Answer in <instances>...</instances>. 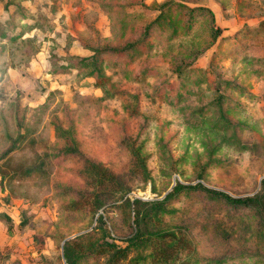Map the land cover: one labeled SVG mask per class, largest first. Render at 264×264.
I'll return each mask as SVG.
<instances>
[{
	"label": "rangeland",
	"instance_id": "rangeland-1",
	"mask_svg": "<svg viewBox=\"0 0 264 264\" xmlns=\"http://www.w3.org/2000/svg\"><path fill=\"white\" fill-rule=\"evenodd\" d=\"M12 1L20 4L23 16L16 12ZM166 1L0 0V212L8 210L16 223L22 214L31 225L17 236L21 245L12 250L6 244L0 250L1 256L18 254L21 264H29L28 257L34 258V253L43 250L46 260L56 264L65 239L90 232L96 226V216L66 212L63 208L66 200L56 193L60 186L84 188L76 172L81 167L79 157H69L60 164L51 158L71 146L72 137L84 156L101 162L130 185L131 190L125 196L130 200L161 199L176 182L188 185L202 182L234 198L253 196L259 191L264 180V79L249 76L247 73L257 66L242 57L247 55L251 61L264 57V32H253L264 22V0H175L209 8L213 18L198 19L188 37L170 43L154 35L147 41L145 38L153 47L132 64H126L128 58L117 62L104 55L103 72L110 78L106 92L114 93L111 98L96 89L92 79L78 77L75 71L53 72L49 60L52 51L59 58L67 54L81 56L90 54L86 47L120 49L141 41L146 27L157 15L158 6ZM211 26L220 29L219 38L211 34ZM235 35L240 38L230 39ZM179 65L195 67L196 75L202 71L207 74L206 84L199 87L205 94L190 97L183 105H206L217 96L216 85L221 80L244 84L256 96L248 100L219 89L221 94L237 99L244 106L241 112L226 116L241 125L236 134L247 146L245 152L228 142L231 132L213 130L209 124L196 130L187 129L186 112L171 108L161 99L151 101L157 83L164 81L173 92L179 87L174 73ZM141 68L154 69L156 74L142 84L126 76L127 72ZM133 109L150 120L141 137L150 154L152 181L146 185L132 175L126 153L118 144L123 136L135 137L142 127L143 121ZM214 117L210 115L207 121L211 124ZM165 122H170L162 133L169 158L165 155V161H161L154 142ZM20 134L25 140L16 146L23 148L3 160L4 153ZM26 143L32 144L25 146ZM217 147L219 151L210 155ZM209 158L225 164L208 168L203 180H198L200 167ZM40 166L47 173L43 179L34 182L8 179L18 168ZM4 172L8 177L3 180ZM176 206L185 214L182 218H165L164 228L189 225L187 235L201 257L245 252L256 255L257 264H264V236L257 232L264 221L261 216L245 211L215 212L195 201ZM106 223L115 236L130 232L114 211L109 212ZM207 225L212 230L223 229L229 237L224 242L212 239L202 231ZM1 230L4 228L0 225V233ZM254 260L228 264H256Z\"/></svg>",
	"mask_w": 264,
	"mask_h": 264
},
{
	"label": "trees",
	"instance_id": "trees-1",
	"mask_svg": "<svg viewBox=\"0 0 264 264\" xmlns=\"http://www.w3.org/2000/svg\"><path fill=\"white\" fill-rule=\"evenodd\" d=\"M12 2L16 12L23 16L25 13L20 4ZM201 18H213L212 11L204 6H188L182 2L168 0L158 6L157 15L146 27L141 41L129 43L120 49L86 47L85 51L90 54L81 56L67 54L59 58L52 51L49 60L54 66V73L67 74L75 71L78 77L92 79L94 87L102 90L107 98H111L114 93L106 92L110 78L103 72L101 59L104 55L107 54L110 60L113 58L117 62H120L122 58H128L126 64H132L135 62V58L153 47L149 42L146 43L152 35L169 43L188 37L197 20ZM210 31L216 39L221 36L219 28L214 29L211 26ZM253 32L255 34L264 32V22L259 23ZM235 38L239 39L240 37L235 35L230 39ZM242 60L257 66V69L247 73L249 76L260 80L264 79V57H256L251 61L247 55H243ZM60 62L62 64H59ZM194 68L185 65L176 66L174 73L180 81L179 87L173 92L167 89L164 81H161L153 87L150 95L151 101L155 102L157 99H161L171 108L180 110L182 113L186 112L185 125L187 129L196 130L209 124L213 130L231 132L228 142H231L238 151L245 152L247 146L241 143L236 134L241 125L233 123L226 116L241 112L244 106L237 99L221 94L219 89L224 88L235 93L239 98L248 100H254L256 96L244 84L221 80L216 85L217 96L206 105L197 107L183 105L190 97H200L205 94L199 87L206 84L207 74L202 71L201 74L196 75ZM155 74L154 69L141 68L127 72L126 76L133 82L142 84ZM1 81L2 79H0ZM134 114L143 121L142 127L135 137L123 136L118 144L126 153L132 175L146 185L148 181H152L148 167L150 154L146 152V141L141 137L148 129L150 120L145 114L137 111ZM213 114L215 117L211 118L210 124L207 120ZM169 124L170 122H165L155 135L156 153L161 161H165V155L166 158H169L167 143L164 142L162 135L163 128ZM23 140H25L23 135H18L12 146L4 153L3 160H6L13 151L22 149L23 147L20 148L16 145ZM29 144L32 143H26L25 146ZM70 145L59 150L51 158L56 164H60L69 157H79L81 167L76 172L82 179L84 188L74 189L70 186H60L56 193L59 198L66 200L63 205L66 212L89 215L91 218L96 216V226L90 232L65 239L61 246V255L56 258V264H228L237 261H252L256 258V255L245 252L231 253L218 258L201 257L194 241L187 235L189 225L175 226L171 230L164 228V223L165 218H182V215L185 214L184 210L177 207L176 204H188L192 201L200 202L206 209L215 212L245 211L264 218V180L261 181L259 191L249 197L234 198L223 191L206 187L202 182L195 185L176 182L161 199L130 200L125 198L131 189L124 179L101 162L92 161L84 156L73 137L70 139ZM218 151L219 147L211 151L210 155ZM224 164L220 160L209 158L200 167L201 172L197 179L203 180L208 168L221 167ZM46 176V170L40 166L30 169L18 168L11 173L10 177L4 172L1 179L4 180L8 177L10 181L34 182ZM118 201L121 203L116 204ZM100 211L101 213H99ZM111 211H114L119 216L122 225L130 230L127 235L115 236L112 234L106 223ZM18 218L16 223L8 210H4V213L0 212V223L6 227L8 238L14 234L22 235L31 227L28 221L22 218V214ZM208 227L204 226L202 231L208 233L212 239H221L224 242L229 237V234L223 229L212 230L210 226ZM257 232L258 235L264 236V221L261 222ZM35 254L34 258L28 257L29 264H54L46 260L43 250H38ZM7 257L8 255L1 256L0 254L1 260L3 258L11 259L13 264H21L17 255L11 254L9 258ZM253 262L257 264V260Z\"/></svg>",
	"mask_w": 264,
	"mask_h": 264
},
{
	"label": "crops",
	"instance_id": "crops-1",
	"mask_svg": "<svg viewBox=\"0 0 264 264\" xmlns=\"http://www.w3.org/2000/svg\"><path fill=\"white\" fill-rule=\"evenodd\" d=\"M0 225L4 228V231L1 230V233H0V250H2V248H4L6 244L10 246V249L12 248V250H15L17 248V246L21 245V239H19V237H17V236H20V235L19 234H14L11 237H9V239H8L6 227L2 223H0ZM13 238H15V239H13ZM5 239H7V240H5ZM9 240H11V241H9ZM0 254H1V252H0ZM18 256L19 255L17 254V257ZM0 264H13V262L11 261V259H7L4 262L0 259Z\"/></svg>",
	"mask_w": 264,
	"mask_h": 264
},
{
	"label": "built area",
	"instance_id": "built-area-1",
	"mask_svg": "<svg viewBox=\"0 0 264 264\" xmlns=\"http://www.w3.org/2000/svg\"><path fill=\"white\" fill-rule=\"evenodd\" d=\"M142 200V199H141ZM149 201V200H148ZM152 201V200H151Z\"/></svg>",
	"mask_w": 264,
	"mask_h": 264
}]
</instances>
